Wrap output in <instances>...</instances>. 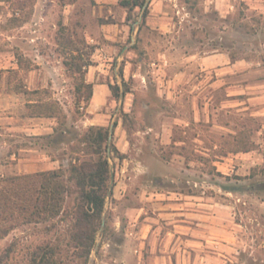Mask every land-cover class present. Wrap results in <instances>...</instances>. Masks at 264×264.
<instances>
[{"label":"rangeland","instance_id":"rangeland-1","mask_svg":"<svg viewBox=\"0 0 264 264\" xmlns=\"http://www.w3.org/2000/svg\"><path fill=\"white\" fill-rule=\"evenodd\" d=\"M150 1L139 29L136 11L129 26L95 0H0V264L36 251L57 264H264V186L248 188L264 182V0ZM89 84L110 86L103 125L90 124ZM39 116L52 135H35ZM91 127L110 130L111 175L87 254L70 168L97 156ZM50 171L63 198L35 219ZM180 203L203 212L200 236L166 219L141 230Z\"/></svg>","mask_w":264,"mask_h":264},{"label":"trees","instance_id":"trees-1","mask_svg":"<svg viewBox=\"0 0 264 264\" xmlns=\"http://www.w3.org/2000/svg\"><path fill=\"white\" fill-rule=\"evenodd\" d=\"M6 1L25 6V3H23L25 0ZM146 1L147 0H119L120 5L126 8L128 11V24L131 23L132 15L136 8H139V10L142 11V19L138 23L139 29L147 24V17L149 15L150 9L149 4L145 5ZM89 86L91 89L89 101H91L93 85L89 84ZM90 131H93L94 133L92 135H88L87 139L88 142L96 145L93 153L97 156L95 158H90V160H86L80 164H73L70 168V178L76 181L81 193L77 208L78 213L76 218V228L75 232L73 233V240L76 244V247L86 249L87 254L90 253L95 246L96 232L101 224L107 195L110 190L109 179L111 175V163L107 154L109 148L108 140L110 130L108 127H91ZM42 175L46 177L49 176L48 178L55 181L60 178V174L57 171L44 172ZM58 183L59 182L57 181L56 186L52 187L50 190L48 188L49 184L47 185V182L42 183L41 188L36 191V200L32 205L33 208L30 210V215L32 217L35 219H42L46 217V211H51L52 215L55 214V205L61 202L63 198L62 193L65 191L64 185L62 183ZM260 183L254 182V184H251L248 188L264 186V182ZM17 184H19L18 190H21V183L17 182ZM0 186L3 188L2 183ZM2 193L3 191L0 192V197ZM20 193L21 192L19 191L17 198L20 197ZM49 198H52L55 203L53 202V204L50 205V203H48ZM9 201L10 200H8V198L4 197L0 204L6 206ZM57 210H59V208ZM8 232L9 230H6L5 232L0 231V238L7 235ZM36 252L37 254L34 256L31 264H57V262L50 255L52 252Z\"/></svg>","mask_w":264,"mask_h":264},{"label":"crops","instance_id":"crops-1","mask_svg":"<svg viewBox=\"0 0 264 264\" xmlns=\"http://www.w3.org/2000/svg\"><path fill=\"white\" fill-rule=\"evenodd\" d=\"M95 1L100 7H102V9L104 7H107L110 14L113 13L114 6L121 8L122 15L125 16V20L127 21L128 11L126 8L120 5L119 0H95ZM146 2L148 3L150 2V5H151L150 0H147ZM74 6L75 4H68L67 5L68 11L71 10ZM149 9L151 10V6L149 7ZM135 11L138 13L137 15L138 18L136 19V28H138L139 27L138 23L142 19L141 17L142 13L140 12L139 8H136ZM150 14L151 12H149V15L147 17V22H148V19L150 18ZM127 25L129 24L127 23ZM12 64H14V68L18 67L17 66L18 64L16 63H12ZM110 93H111L110 86L106 84H93L92 98H91L90 104L87 107L88 112H90L91 114H94L90 118V124L103 125L102 119H104V122H105V118L100 113V110L109 101ZM1 95H3V93H0V96ZM10 118H13V117H10ZM36 118L40 119V122H38L37 127L33 129L34 131H36L35 135L44 136V135H52L54 133V130H55L54 123L55 122H52V123L50 122L51 123L50 124L49 121L51 118H46L42 116H39ZM53 162H56V161L53 160ZM158 209H159L158 217H154V218L150 217V219L152 220H150L149 223H146V222L142 223L143 227L141 230L145 232L149 231L148 234L152 233L151 237L156 236V234L160 231V227L162 225L160 224L158 226L156 225V223H160L161 219L168 220V222L166 223L173 224L175 228H180V229L185 228L186 230L191 229L193 230L192 235H195V236H200L199 232L202 230V226L206 225L204 222L203 212L199 210V208L197 209L194 208L192 209L193 210L192 211L190 210L191 208H185L184 204L180 203L178 206L173 205L172 208H168L167 204H165L164 206H161ZM170 234H172V231H170ZM187 240H191V239H187Z\"/></svg>","mask_w":264,"mask_h":264},{"label":"water","instance_id":"water-1","mask_svg":"<svg viewBox=\"0 0 264 264\" xmlns=\"http://www.w3.org/2000/svg\"><path fill=\"white\" fill-rule=\"evenodd\" d=\"M148 2H146V5H147Z\"/></svg>","mask_w":264,"mask_h":264}]
</instances>
